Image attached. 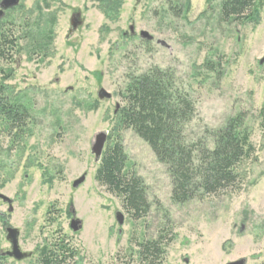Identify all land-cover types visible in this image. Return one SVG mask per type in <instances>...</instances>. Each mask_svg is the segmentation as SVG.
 Masks as SVG:
<instances>
[{"label":"rangeland","instance_id":"rangeland-1","mask_svg":"<svg viewBox=\"0 0 264 264\" xmlns=\"http://www.w3.org/2000/svg\"><path fill=\"white\" fill-rule=\"evenodd\" d=\"M221 1L121 0L117 13L106 16L99 0H21L6 13L1 29L13 26L19 49L11 60L0 59V77L9 75L5 98L24 104L28 116L19 137L0 116V193L9 198H0V251L8 246L6 219L19 230L22 250L33 255L4 257L0 264H39L40 247L61 235L79 249L78 264H145L138 243L160 234L163 245L173 235L161 264L241 258L264 264V0L255 25L223 21ZM73 11L83 24L66 40ZM141 31L151 38L142 39ZM43 36L50 39L46 48H40ZM151 67L167 70L194 102L183 130L187 142L201 138L211 147L204 130L242 113L255 152L237 167L233 187L174 202L167 166L119 125L115 105H125L130 77ZM100 87L111 99H97ZM99 132L110 138L103 150L119 141L125 169L142 179L149 203L144 217L131 218L121 199L94 179L98 158L91 147ZM82 175L84 182L73 188ZM70 205L82 222L77 232L66 219ZM116 211L124 215L122 225Z\"/></svg>","mask_w":264,"mask_h":264},{"label":"trees","instance_id":"trees-1","mask_svg":"<svg viewBox=\"0 0 264 264\" xmlns=\"http://www.w3.org/2000/svg\"><path fill=\"white\" fill-rule=\"evenodd\" d=\"M120 2L99 0V7L106 16H112L117 13ZM262 7L263 0H222L220 17L223 21L255 25ZM27 36H30V32ZM42 38L40 48L48 47L49 37ZM13 42L18 46V38L13 41L12 35L5 32L0 40V52L10 51ZM0 55L2 57L4 53ZM211 65V62L205 63L207 69H211ZM8 78L9 75L0 77V116L6 128L15 131L14 136L19 137L18 134L21 133V136L23 133L28 108L20 102H11L5 98L7 87L4 81ZM122 98L125 105L116 112L119 125L131 128L148 144L158 161L167 166L172 179L171 198L174 202L182 203L198 193L211 194L233 187L239 179L237 167L254 155L255 148L249 140V134L243 129L242 113L227 118L220 127L204 130L211 138V147L201 138L187 142L183 130L184 125L194 116V102L187 92L175 85L167 70L151 67L139 75L131 76L122 92ZM261 114L264 132V106ZM126 159L119 141L107 145L98 160L94 179L107 192L121 199L123 208L131 218L139 219L148 212L149 203L142 179L125 169ZM64 237L40 247L39 264L81 262L79 249L70 245ZM162 238L160 234L156 238L139 242V260L145 264H153L158 260V264H161L173 235L164 245L161 244ZM2 259L4 257L0 255V261Z\"/></svg>","mask_w":264,"mask_h":264},{"label":"water","instance_id":"water-1","mask_svg":"<svg viewBox=\"0 0 264 264\" xmlns=\"http://www.w3.org/2000/svg\"><path fill=\"white\" fill-rule=\"evenodd\" d=\"M21 0H1L0 1V19L4 16V13L7 9L16 7ZM79 14H75L71 17L70 24H71V29L69 30V33L67 37H69L76 28L80 27L82 24V20L78 18ZM131 33H133V26L129 27ZM140 37L142 39L149 40L151 36L145 32L141 31L140 32ZM20 61V60H19ZM264 61V58L260 60V63ZM96 97L99 100H109L111 99L112 95L107 92L105 89L100 87L97 92H96ZM119 108V104L117 103L115 105V110L114 113L117 112ZM107 140V134L104 132H99L94 136V142L92 144L91 150L94 153V155L98 158H100L104 144ZM85 180V175H82L78 179L74 180L72 182V187L77 188L79 185H81ZM0 198L3 199L4 201H9V198L0 193ZM69 212L72 216L70 220L69 227L72 232H77L80 231L82 228V222L78 218H76L75 210L73 209L72 205L69 206ZM116 223L118 225H122L124 222V215L121 211H116L114 214ZM18 236H19V230L15 227L8 226L5 228V237L7 241L11 244V248L6 251H2V255L8 256L9 258L15 260V261H22L25 259H29L32 257V252L29 251H23L18 244ZM246 260L245 258H241L235 261H231L227 264H245Z\"/></svg>","mask_w":264,"mask_h":264},{"label":"flooded vegetation","instance_id":"flooded-vegetation-1","mask_svg":"<svg viewBox=\"0 0 264 264\" xmlns=\"http://www.w3.org/2000/svg\"><path fill=\"white\" fill-rule=\"evenodd\" d=\"M14 8V7H13ZM13 8H10V9H7L6 11H5V13H4V16L0 19V29H1V24H2V20L4 19V17H5V15H6V13L9 11V10H11V9H13ZM75 14H79V19H81L82 21H83V19L81 18V13L80 12H78V11H73L72 12V15L70 16V18H69V28H68V31H67V35H68V33H69V30L71 29V24H70V20H71V17L73 16V15H75ZM82 24H83V22H82ZM81 24V25H82ZM81 27V26H80ZM79 28V27H78ZM78 28H76L74 31H72V33H71V35L69 36V37H67V35H66V37H65V39L67 40V39H70L71 38V36L73 35V33L78 29ZM8 33L9 35L11 34L12 35V39H13V41H14V39L17 37L16 35H15V32H14V29H13V26H9L8 24L6 25V27H2V29L0 30V40L2 39V36L4 35V33ZM0 51H2V50H0ZM0 53H4V55H2V57H1V55H0V59L1 60H11L13 57H14V55L15 54H18V46H17V44L15 43V42H13V45H12V49L10 50V51H7V52H0ZM19 60H20V58L18 57L16 60H14V63H19ZM119 109V108H118ZM68 216H66V219H69V224H70V220H71V218H72V216H71V214H70V212H69V209H68ZM1 226H2V229H3V231H4V233H3V237H4V240L6 241V243L8 244V246H7V248L4 250V251H6V250H9L10 248H11V244L7 241V239H6V237H5V228L6 227H8V226H11L10 225V223H8V221L5 219H2V221H1ZM12 227V226H11ZM19 236H20V232H19ZM19 236H18V244H19ZM62 237V235L60 236V238ZM64 237V236H63ZM65 239H66V237H64ZM19 247L21 248V246H20V244H19ZM22 249V248H21ZM0 255L2 256V257H8V256H4V255H2V251H0Z\"/></svg>","mask_w":264,"mask_h":264}]
</instances>
